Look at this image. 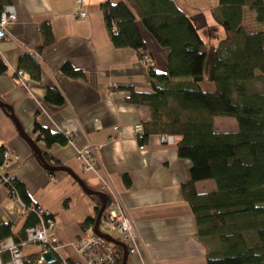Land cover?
Wrapping results in <instances>:
<instances>
[{"label":"crops","instance_id":"0c3cea01","mask_svg":"<svg viewBox=\"0 0 264 264\" xmlns=\"http://www.w3.org/2000/svg\"><path fill=\"white\" fill-rule=\"evenodd\" d=\"M106 1L125 0H83L86 17L81 20L74 15L75 0H0V9L13 5L17 13L16 22L7 29L8 39L0 41V61L7 69L0 76V100L8 107L0 108V140L5 149L17 156L4 172L26 195L25 202L17 191L13 198L10 187L0 185V223L10 224L12 233L17 234L31 215L25 207H41L54 216L51 234L68 259H75L70 242L80 239L88 227L96 235L94 223L83 229L84 222L96 218L98 213L91 197L94 195L84 193L67 172L46 170L19 134L10 118L13 114L21 129L36 142L48 165L71 170L88 187L107 195L99 226L103 222L108 229L116 230L109 228L105 218L108 209L115 207L111 196L101 189L102 181L109 185L138 235L137 250L128 254L126 264H206L207 249L197 237L195 218L181 191V185L189 181L191 163L178 157V138L173 145H167L161 143L160 135L135 133V125L143 128L148 121L149 109L128 102L129 89L149 91L147 71L134 50L111 44L99 8ZM173 1L189 17L205 44H219L224 33L211 15V10L218 6L217 0ZM213 22L215 26H211ZM209 26L218 32L219 40L210 41ZM140 32L151 63L163 72L168 51L159 47L141 26ZM65 64L81 71L83 78L64 75L61 67ZM17 71L22 76H16ZM49 88L60 92L61 106L44 102ZM203 88L212 90L209 84ZM36 125L63 135L66 143L47 146L37 138ZM86 146H92L96 156L94 171L88 173L82 171L76 159L77 151ZM195 190L206 194L215 190V184L198 182ZM37 226L38 219L32 227ZM28 228L31 227L25 232ZM118 234V238L107 235L123 243ZM26 247L33 250L24 252ZM21 250L25 255H35L39 247L30 244Z\"/></svg>","mask_w":264,"mask_h":264},{"label":"trees","instance_id":"16d2710c","mask_svg":"<svg viewBox=\"0 0 264 264\" xmlns=\"http://www.w3.org/2000/svg\"><path fill=\"white\" fill-rule=\"evenodd\" d=\"M217 2L211 15L224 37L216 46L203 42L173 0L106 1L99 8L113 47L134 50L146 67L149 91L129 89L128 97V102L149 109L143 136L170 135L174 142L178 138V157L191 163L189 181L181 191L195 218L197 237L207 249L206 264H264V0ZM247 11L255 16L259 26L255 31L246 30ZM140 26L168 51L163 72L151 63ZM6 70L0 61V76ZM61 71L70 78H83L81 71L67 64ZM205 84L212 90H205ZM44 102L61 106L63 97L49 88ZM216 117L234 119L237 130L217 131ZM35 130L47 146L67 141L37 125ZM208 180L215 190L198 194L196 183ZM11 184L15 188L11 191L25 202L22 187ZM91 197L97 213L100 201ZM36 220L29 215L17 234L10 224L0 223V242L12 237L19 244ZM94 221L88 218L83 229ZM114 250L115 264H121L122 251ZM7 260L8 254L2 252L0 261Z\"/></svg>","mask_w":264,"mask_h":264},{"label":"built area","instance_id":"2783aa9c","mask_svg":"<svg viewBox=\"0 0 264 264\" xmlns=\"http://www.w3.org/2000/svg\"><path fill=\"white\" fill-rule=\"evenodd\" d=\"M75 17L84 19L86 13L83 10V0H75ZM17 20V13L13 5L3 6L0 9V41L6 40L9 37L8 27ZM143 63V62H142ZM16 76H22L21 71L16 72ZM134 131L137 135H143V128L140 124L135 125ZM160 141L163 144L173 145L174 138L170 135H160ZM143 149V146L140 147ZM0 151L2 160L0 161V185L10 187L11 197H16V192L11 191L14 187L11 184L10 177L6 175L4 169L17 156L5 149L4 143L0 140ZM76 159L81 163L82 171L88 173L94 171L95 149L92 146L77 151ZM102 191L108 193L115 205L114 208L108 209L105 215L106 222L109 228H115L123 237V243L127 245L128 254L136 252V242L138 235L136 234L130 222L128 214L121 207V204L113 194L107 183L102 181ZM27 214H33L38 219V226L28 228L25 232V239L22 243L15 244L12 239L8 238L0 242V254L6 252L8 254L7 261H0V264H50L45 259L44 255L49 253L54 259L51 264H115L116 254L114 247L106 243L92 233V227H88L84 235L77 240L69 243V246L74 252L75 259H68L61 252L62 245L59 243L55 235L51 234L54 228V216L48 211L39 206L25 207ZM30 244H36L39 251L35 254L25 255L22 252V247Z\"/></svg>","mask_w":264,"mask_h":264},{"label":"water","instance_id":"95a60500","mask_svg":"<svg viewBox=\"0 0 264 264\" xmlns=\"http://www.w3.org/2000/svg\"><path fill=\"white\" fill-rule=\"evenodd\" d=\"M7 106L4 105L1 100H0V108H6ZM8 108V107H7ZM11 111V109H10ZM10 118L13 119L16 127H17V130L19 132V134L22 136V138L27 142V144L30 146V148L33 150V152L35 153V155H37L39 158H40V161L41 163L44 165V168L48 171L52 170V171H65L67 172L71 177L72 179H74L76 181V183L81 187V189L83 190L84 193H86L87 195H96L98 196L100 199H101V207L96 215V218H95V222H94V227H93V232L101 239L109 242V243H112L113 245L117 246V247H120L123 251V256H122V262L121 264H126V260H127V256H128V253H127V249H126V246L124 243L122 242H119L115 239H113L111 236L107 235V234H103L99 231L98 229V226H99V222H100V219L102 218V214L104 213V210L106 208V202H107V195L102 193V192H99V191H96V190H93L91 189L90 187H88L83 180H81L77 175H75L71 170L65 168V167H52L50 165H48L43 157H42V153H41V150L40 148L37 146L36 142L31 139L24 131L23 129H21L19 123L17 122V119L14 117L13 114H10ZM45 259L48 261V263H54V259L51 257V255L49 253L45 254L44 255Z\"/></svg>","mask_w":264,"mask_h":264},{"label":"rangeland","instance_id":"374dc122","mask_svg":"<svg viewBox=\"0 0 264 264\" xmlns=\"http://www.w3.org/2000/svg\"><path fill=\"white\" fill-rule=\"evenodd\" d=\"M214 3H216V1H214ZM214 23V22H213ZM244 24L246 25V30L247 31H255L256 29H258V25L255 23V16L252 12L247 11L244 14ZM214 24H211V26ZM210 29L207 30V34L209 35V38H211L212 40H210L211 42H214L215 39L219 38L218 36V32L215 31L214 29H211V27L209 26ZM219 31H221V33L223 32V30L219 27ZM257 89H260L259 86H257ZM214 125L216 127V130L218 131H224V132H234L237 130V124L235 122L234 119L232 118H226V117H216L214 119ZM206 183H211L210 180L205 181ZM213 182V181H212ZM214 183V182H213ZM100 231L105 232L107 234H110L111 236L118 238L119 234L118 232H116V230H112V229H108L106 227V225L102 222L99 226ZM33 250V248L30 247H26L23 249V251H27V250Z\"/></svg>","mask_w":264,"mask_h":264},{"label":"bare ground","instance_id":"6f19581e","mask_svg":"<svg viewBox=\"0 0 264 264\" xmlns=\"http://www.w3.org/2000/svg\"><path fill=\"white\" fill-rule=\"evenodd\" d=\"M146 43V42H145Z\"/></svg>","mask_w":264,"mask_h":264}]
</instances>
